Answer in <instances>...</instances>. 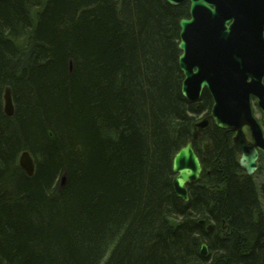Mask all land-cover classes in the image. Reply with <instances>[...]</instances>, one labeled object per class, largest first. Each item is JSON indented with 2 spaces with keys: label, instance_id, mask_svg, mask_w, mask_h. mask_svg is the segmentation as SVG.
Listing matches in <instances>:
<instances>
[{
  "label": "trees",
  "instance_id": "16d2710c",
  "mask_svg": "<svg viewBox=\"0 0 264 264\" xmlns=\"http://www.w3.org/2000/svg\"><path fill=\"white\" fill-rule=\"evenodd\" d=\"M188 13L167 0H0V264H264V182L239 166L231 131L202 134L201 180L187 202L174 191L173 157L213 103L181 91Z\"/></svg>",
  "mask_w": 264,
  "mask_h": 264
},
{
  "label": "water",
  "instance_id": "95a60500",
  "mask_svg": "<svg viewBox=\"0 0 264 264\" xmlns=\"http://www.w3.org/2000/svg\"><path fill=\"white\" fill-rule=\"evenodd\" d=\"M186 1H190L189 17L179 22V66L184 75L181 91L189 101L197 102L207 90L213 101L209 114L193 123V139L211 124L231 131L234 149L240 154L239 166L253 176L260 166V154L264 156V130L252 106L256 99L264 115V0H167L172 5ZM4 99V111L12 115L10 87L5 88ZM210 147L208 142L206 154ZM19 165L33 175L35 163L28 151L20 155ZM172 170L176 195L189 201L188 187L200 181L203 171L191 143L176 152ZM65 182L63 174L60 186ZM200 254L208 255L205 243Z\"/></svg>",
  "mask_w": 264,
  "mask_h": 264
},
{
  "label": "rangeland",
  "instance_id": "374dc122",
  "mask_svg": "<svg viewBox=\"0 0 264 264\" xmlns=\"http://www.w3.org/2000/svg\"><path fill=\"white\" fill-rule=\"evenodd\" d=\"M252 106H253V113L254 116L259 120V122L262 125V128L264 130V115L261 111V109L258 107L257 105V101L256 99H253L252 101ZM205 114L199 116L196 118V121L200 120L202 117H204ZM245 132L248 135V137L250 138V131L248 130V128H245ZM207 143V142H206ZM262 159H264V156H262ZM259 169L257 170V172L255 173V175L257 176V178L259 179V182H264V162L262 164L261 161H259Z\"/></svg>",
  "mask_w": 264,
  "mask_h": 264
},
{
  "label": "bare ground",
  "instance_id": "6f19581e",
  "mask_svg": "<svg viewBox=\"0 0 264 264\" xmlns=\"http://www.w3.org/2000/svg\"><path fill=\"white\" fill-rule=\"evenodd\" d=\"M189 17V14H188V16L187 17H184V18H188ZM183 19V18H182ZM179 42H180V35H179V41H178V45H179ZM180 53H181V51H180ZM9 87V86H8ZM4 95H5V90H4ZM4 95H3V103H4V108H5V99H4ZM11 95H12V92H11ZM12 100H13V96H12ZM13 106H14V100H13ZM212 125V124H211ZM203 134V133H202ZM202 134L200 135V137L199 138H197V139H193V134H192V138H191V140L190 141H188L186 144H188V143H191V145L193 146V148L195 149V151H196V153L199 151V145L197 144V142L196 141H198V140H201V138H202ZM209 143H211L210 141H208ZM207 142V143H208ZM207 143H203V145H202V149H203V153L204 154H206L205 153V148H206V144ZM233 147H234V144H233ZM210 150H211V147H210ZM178 152V151H177ZM176 154V153H175ZM198 154V153H197ZM209 154V153H208ZM174 158V157H173ZM201 159V158H200ZM201 163H202V159H201ZM202 167H203V163H202ZM202 174H203V171H202ZM202 174H201V176H202ZM201 180V179H200ZM198 183V182H197ZM196 183V184H197Z\"/></svg>",
  "mask_w": 264,
  "mask_h": 264
},
{
  "label": "flooded vegetation",
  "instance_id": "af4514ba",
  "mask_svg": "<svg viewBox=\"0 0 264 264\" xmlns=\"http://www.w3.org/2000/svg\"><path fill=\"white\" fill-rule=\"evenodd\" d=\"M185 3H188V4H189V9H190V1H186ZM185 3H184V4H185ZM188 14H189V13H188ZM209 153H210V151H209ZM238 155H239V153H238ZM262 156H263V155L260 154V160H261ZM260 160H259V161H260Z\"/></svg>",
  "mask_w": 264,
  "mask_h": 264
}]
</instances>
